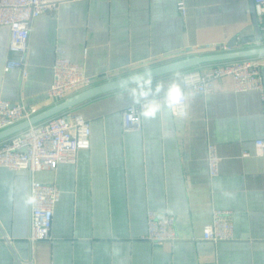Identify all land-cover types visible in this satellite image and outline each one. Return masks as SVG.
<instances>
[{"label":"crops","instance_id":"1","mask_svg":"<svg viewBox=\"0 0 264 264\" xmlns=\"http://www.w3.org/2000/svg\"><path fill=\"white\" fill-rule=\"evenodd\" d=\"M9 36L0 26V100L40 113L54 105L46 92L57 47L99 78L96 86L107 76L190 56L199 46L242 48L240 40L254 29L251 0H65L55 14L33 21L25 78L4 71ZM248 46H264V29ZM177 73L154 80L167 84ZM186 91L185 116L165 109L142 118L143 129L135 132L122 131L121 112L133 103L121 90L69 109L90 121V148L34 174L61 190L53 241L28 240L30 173L0 168V264H264V156L255 146L264 140V96L234 92L230 77L204 97ZM209 142L220 158L214 178L207 171ZM213 209L232 212V241L203 240ZM150 210L172 214L180 240H141Z\"/></svg>","mask_w":264,"mask_h":264},{"label":"built area","instance_id":"2","mask_svg":"<svg viewBox=\"0 0 264 264\" xmlns=\"http://www.w3.org/2000/svg\"><path fill=\"white\" fill-rule=\"evenodd\" d=\"M65 0H0V26L9 29L8 53L4 71L18 70L26 77V58L33 21L43 13L55 14ZM256 13L264 21V0H254ZM179 11L184 14L182 2ZM240 47L226 44L199 46L192 50L194 55L230 52ZM264 67V55L231 61L217 62L182 71V78L187 82V89H192L198 96H207L214 92L215 82L223 77L233 81V91H256L264 96L261 69ZM53 80L46 96L52 104L64 101L69 95L95 86L99 78L87 76L83 65L72 62L61 48L55 50L52 66ZM112 80L110 76L106 77ZM107 82V81H106ZM36 106L23 103H11L0 100V131L30 120L39 113ZM185 116L187 106L182 114ZM122 131L124 133L141 131L143 120L139 115L138 105H128L121 112ZM91 146L90 121L80 114L63 111L39 123L17 132L0 141V168L11 171H27L31 175L30 185V234L31 243L53 241L51 236L54 210L60 201L61 190L57 183H43L34 178L41 170H54L62 162L75 161L81 150ZM257 155L264 156V140H256ZM207 171L210 178L219 175L220 158L217 146L207 144ZM147 231L141 240L160 243H173L180 240L176 230L175 217L167 211H148L146 216ZM204 241L219 243L234 239L232 212L213 209L211 220L203 228ZM8 240V238H3Z\"/></svg>","mask_w":264,"mask_h":264},{"label":"water","instance_id":"3","mask_svg":"<svg viewBox=\"0 0 264 264\" xmlns=\"http://www.w3.org/2000/svg\"><path fill=\"white\" fill-rule=\"evenodd\" d=\"M251 13L253 18L254 36L241 39L240 44L243 45L242 48L237 50H232L230 52L187 56L184 58L177 59L175 61L161 64L150 68L152 70L153 77L158 78L167 74L180 72V71L182 72L184 70L196 68L206 64L263 56L264 46H259V47L248 46L249 43H253L256 40L262 38L263 29H264V21H260V19L258 18L253 0H251ZM230 47H235V44L233 43L232 45H230ZM261 73H262V81L264 85V67L261 69ZM126 77L127 75L93 86L81 92H78L77 94H74L71 97L66 98L64 101L55 104L50 108L36 114L28 121H23L19 124H16L12 127L0 131V141L10 137L11 135L17 132H20L28 128L30 125L39 123L63 111L72 109L77 105L85 101H88L92 98H95L97 96L109 92L120 90L119 87L120 82Z\"/></svg>","mask_w":264,"mask_h":264},{"label":"clouds","instance_id":"4","mask_svg":"<svg viewBox=\"0 0 264 264\" xmlns=\"http://www.w3.org/2000/svg\"><path fill=\"white\" fill-rule=\"evenodd\" d=\"M119 87L121 95H127L134 105L139 106V115L145 120L157 118L165 109L180 115L187 106V82L179 73L165 84L164 81L154 80L152 70L145 67L130 72L121 80Z\"/></svg>","mask_w":264,"mask_h":264}]
</instances>
